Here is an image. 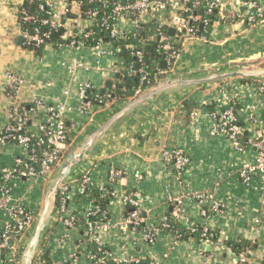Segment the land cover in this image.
Here are the masks:
<instances>
[{"label": "crops", "instance_id": "obj_1", "mask_svg": "<svg viewBox=\"0 0 264 264\" xmlns=\"http://www.w3.org/2000/svg\"><path fill=\"white\" fill-rule=\"evenodd\" d=\"M23 1L0 0V132L10 114L12 100L7 86L8 74H13L23 79L13 94L18 101L31 105L40 99L49 104L65 103L69 108L66 127L70 126L71 138L67 142L66 156L75 152L132 99L119 97L109 107L92 106L82 111L80 85L88 82L95 89H116L121 78L133 72L124 70L126 61L116 56L107 42L90 46L50 43L37 52L25 45L23 37L18 42L22 35L17 11ZM43 1L59 15L66 36L89 27V20L76 14L62 19L65 0ZM249 1L224 0L223 9L215 12V18L204 27L201 35L205 41L182 40L172 66L167 68L166 62V69L160 70L163 75L160 80L186 79L236 68L264 69V20L250 26L236 16L248 12ZM255 1L264 13V0ZM115 27L127 34L135 28L128 17L118 20ZM248 77L254 78L247 81L243 80L245 77L236 76L204 84L174 86L132 107L92 140L64 181L76 183L81 174L88 171L95 182L104 184L111 166L122 168L124 177L115 184V194L107 204L112 222L119 221L126 213V207L119 202L125 190L135 189L141 193L140 210L146 225H158L171 215L169 197L183 195L186 198L181 213L175 218L178 227L160 230L152 243L143 239L141 228L101 230L99 236L118 259L137 255L156 264H233L238 254L231 245L242 240L248 246L243 248L247 255L245 264H263L264 191L259 177H252L249 185H244L237 172L240 166L255 160V150L250 144L246 146V139H239L243 148L238 149L227 136L209 134L210 114L225 102L237 105V117L249 139L264 132V75ZM108 80L110 87L105 86ZM185 99L194 102V114L178 111ZM251 109L258 122L249 119ZM29 119L28 128L35 131L41 115L31 112ZM174 147L182 148L189 159L181 174L169 167L164 157V153ZM21 153L22 148L15 143H0V164L12 166ZM135 173H140L142 179L137 180ZM38 184L23 179L7 197L0 198L3 205L0 225L8 219L7 207L22 201L35 215V227L47 187V183ZM197 194L205 197L203 207L191 197ZM212 203H220L219 212L209 210ZM90 205V201H81L70 202L67 207L68 211L84 215ZM202 209L206 210V215L201 214ZM196 224L216 230V236L209 241L189 236L187 229ZM82 225L83 222L66 228L53 214L43 232L47 238L39 243L42 250L44 244L47 246L49 264L90 263L86 253L79 250ZM179 227L185 230L180 232ZM4 264H21V258L14 263L7 255Z\"/></svg>", "mask_w": 264, "mask_h": 264}, {"label": "built area", "instance_id": "obj_2", "mask_svg": "<svg viewBox=\"0 0 264 264\" xmlns=\"http://www.w3.org/2000/svg\"><path fill=\"white\" fill-rule=\"evenodd\" d=\"M83 0H65L66 7L65 13L71 12L81 17L80 4ZM91 1V0H89ZM98 1L103 4H107L108 0H92ZM48 6L47 4H45ZM45 5L40 4L39 9L44 10ZM224 7V0H123L122 2H115L112 7V19L118 21L120 19H131L134 29L129 34L135 35V30L141 27L148 21L159 20L160 24L166 28L174 29V37L178 41L185 39H196L199 41H205L204 35L198 34V25L203 23L206 25L209 22V15L215 12L221 11ZM249 8L246 13H238L236 16L240 19H244L248 25L255 26L257 23L264 20V13L258 6L255 0H251L247 3ZM48 16L39 20V25L34 26L32 31L27 29L21 30V35L25 39V45L27 47H40L48 44L51 37V30L49 28L61 27L63 24L59 15L51 10L48 6L46 9ZM203 11L207 17L202 22L197 23V16L194 15L196 11ZM89 17V27L79 33H67L61 36L66 44L78 45L79 38L87 39L92 34L91 27L94 25V20L97 15V9H88L83 12ZM131 16V17H129ZM111 16L103 18V22L107 24L108 19ZM26 19H35L31 16H26ZM191 21L196 22L194 24ZM43 26H48V29H43ZM110 35L113 38L125 39L127 33L118 31L115 26L112 27ZM167 36L162 30L158 31L156 38L153 36L148 37L147 41L155 40L159 43V46L164 51H168V55L165 59L169 65L171 58L177 57V51L172 50L173 46ZM101 42V41H99ZM145 42H137L136 44L127 43L125 46L128 51L133 55L137 63L139 64L137 72L140 74V83L146 80L147 70L143 66L144 56L143 48ZM167 53V52H166ZM172 66V65H171ZM170 66V67H171ZM171 70V69H169ZM9 89L8 96L11 98L10 114L9 118L0 132V143L11 142L19 145L22 148V153L16 157L12 166H5L0 164V198H5L10 194L11 189L18 186L19 182L25 179L28 183L46 184L51 179V176L56 169L57 165L65 157L67 149L66 141V119L69 108L65 103H53L49 104L40 99H36L33 104L28 105L24 102L18 101L13 94H15V88L19 86L23 79L13 74H8ZM93 88L90 83L85 82L79 87V98L81 100L80 108L82 111H88L91 108V101L88 99V91ZM145 88H134L133 97L141 94L145 91ZM13 91V92H12ZM11 92V93H10ZM95 99H98L99 103H103L105 107L111 106L115 102V98L110 92L105 93L103 99H99L97 95ZM235 103L225 102L220 104L218 110L212 111L211 128L209 134L211 135H224L230 138L235 147L238 149L243 148V145L239 141V136L245 131L243 126L238 123L237 108ZM31 112H35L41 115L36 130L32 131L28 128L29 115ZM192 114L194 112L192 111ZM254 115L252 109L249 112V119L253 122H258V119ZM250 144L255 150V160L252 163H247L240 166L237 170L238 176L242 184L249 185L252 177H259L260 188L264 191V132H258L253 138L248 139ZM165 160L169 167L181 174L183 170L188 166L189 159L184 153V150L179 147L169 149L164 153ZM125 171L120 167L111 166L108 171V180L104 184H99L93 180L90 172L85 171L79 177V191L85 192L87 189H97L98 199H106L107 204L111 203L115 194L114 186L124 177ZM137 180L142 179L140 173L134 174ZM68 182H61L59 192V205L55 207L53 214L55 213L65 225L66 228L76 227V216L74 213L68 211L67 203L70 199L68 193ZM198 203L203 207L205 197L202 194L192 195ZM183 195H176L169 197V203L172 207L171 217L173 219L182 211L183 203L185 202ZM89 209L84 211V222L82 225V239L79 242V250L85 252L87 258L90 260L89 264H137L140 261L145 260V257L137 255H128L122 259H118L113 253L106 248L105 243L99 236L101 230H106L111 227H116L118 230H122L125 227L141 228L143 239L152 243L157 233L164 229L170 228L168 218L162 220L158 225H146L142 213L140 210L141 193L137 190H125L120 194L119 202H121L129 210L122 216L117 222H112L110 216L108 217L105 210H101L99 205L94 204L92 200ZM107 206V205H106ZM3 207L0 204V209ZM221 209L220 203H212L209 210L212 212H219ZM8 219L0 225V264H4L6 256L10 255L11 260L16 263L21 258L26 243L32 233V229L35 224V215L22 203V201H15L12 205L7 207ZM202 215H206V210H201ZM90 216H99V219L89 220ZM82 223V222H81ZM201 225V224H198ZM193 225L189 228L191 232L198 229V226ZM201 230V240H211L212 232L203 225ZM66 235H64L65 237ZM63 237V238H64ZM45 234L41 240L46 239ZM94 245L96 251L89 250V246ZM42 248H38L35 257L38 255L41 257ZM148 264H156L153 260L146 259ZM247 261V255L245 251H241L236 256L233 264H245ZM264 264V254H263Z\"/></svg>", "mask_w": 264, "mask_h": 264}, {"label": "trees", "instance_id": "obj_3", "mask_svg": "<svg viewBox=\"0 0 264 264\" xmlns=\"http://www.w3.org/2000/svg\"><path fill=\"white\" fill-rule=\"evenodd\" d=\"M115 2H122L123 0H108L107 4H103L100 3L98 1H89V0H83L82 3L80 4V10L82 12L81 17L85 18V19H89V17L84 14L83 12H85L88 9H97V15L95 17L94 20V25L91 27V32L92 34L90 35L89 38L87 39H83V38H79L78 42L83 44V45H95L97 44L99 41L101 42H107L111 45V48L113 50V52L115 53L116 56L118 57H122L126 62V69H124L125 71H132L133 73L131 75H126L121 78V81L119 82V84L117 85V88L114 89H95V88H91L87 93H88V99L91 101V107L92 106H96V107H104L103 103H99L98 99H95V97L98 95L99 99H103L105 97V93L106 92H110L113 97L115 98H119V97H133V93H134V88H138L139 86L145 89H148L150 87H152L153 85H155L160 78H162V74L161 73V69L159 68V62L162 59H166L167 55H168V51H164L162 50V48L159 46V43L156 41V39L151 40V41H147L148 37L153 36V38H156L158 31L162 30L167 36H169V41L171 43V45L173 46L172 50L177 51V54L180 51V46L182 45L181 41H178V39H176L174 36H171V34H169L168 32V28H166L165 26H163L162 24H160L159 20H152V21H148L145 24H143V27L140 29L137 28L135 30V35L132 36V34H128L127 37L125 39H118V38H113L110 35V31L112 29L113 26L116 25V20L112 19V7L113 4ZM45 5L43 0H24L23 3L18 7V11H17V17H18V22L20 24V28L21 30L27 29L28 31H32V29L34 28V26H38L39 25V20L41 18H44L46 16H48L46 14V9H48V6H46V8L44 10H40L39 9V5ZM194 15L197 16L196 22L200 23L202 22V20L204 18H206L207 16L204 15L203 11L198 10L196 11V13H194ZM26 16H31L36 18L35 19H24ZM75 15H73V13L71 12H67L65 13V15H63L62 19L66 20L67 18H72ZM111 16L108 19L107 24L105 22H103V18ZM216 15H214V13L212 15H209V17H207L209 19V21H212L215 18ZM131 17V16H129ZM191 21L192 24L196 23ZM209 24V23H208ZM204 27H206L203 23H200L198 25V34H203L204 32ZM43 29L47 30L48 26H43ZM51 30V37H50V41L48 44H53V45H58L61 43H67V40H63V38L61 37L64 33V27H57V28H49ZM145 42L146 45L143 48V56H144V63L143 66L146 68L147 70V76H146V80H144L142 83H140V74L137 72L138 66L139 64L137 63L136 58L131 55V53L128 51V49L126 48V44L127 43H132V44H136L137 42ZM46 45V44H45ZM43 46V45H42ZM42 46L40 47H32L29 46L28 48L35 50L36 52L40 50V48H42ZM147 46H149V49H147ZM167 52V53H166ZM174 59L171 58L169 61V65H167V68H170V66L173 64ZM254 77H245L243 78V80H252ZM256 78V77H255ZM257 80V79H256ZM194 102L192 100H188L185 99L180 107L178 108V111L180 113L185 112V111H192L194 108ZM237 108V105L236 107ZM240 123V122H238ZM67 132H66V141L69 142L70 138H71V130H70V126L66 128ZM243 137V138H242ZM240 140H245L246 139V146L248 145V135L247 132L243 133L242 135L239 136ZM0 179H1V175H0ZM69 190L68 193L70 194V199L67 203V206H69V203H77V202H83V201H88V200H92L94 204L99 205V207L101 208V210H105L107 216L109 217L110 214L107 210V200L106 199H98V190L97 189H87L85 192L81 193L79 191V182L76 183H71L69 184ZM59 192L56 195V199H55V207H57L59 205ZM73 201V202H72ZM68 208V207H67ZM129 209L126 208L125 212H127ZM72 213H74V215L76 216V220L75 223L79 224L81 222H84V217L83 214H81L80 212L77 211H70ZM89 220L92 219H99V216H90L88 217ZM168 222L170 224V228L169 229H176L178 227L176 220L173 219L171 216L168 217ZM198 229L194 232H191L189 229L188 230V235L192 236L194 238H196L197 240H201L202 236H201V230H202V226L198 225L197 226ZM185 230V228H180L179 227V231L183 232ZM210 232H212V236L211 239L213 237L216 236L215 232L216 230L213 229H209ZM47 244V241H46ZM46 245L44 244V250L41 253V257L40 256H36L33 260L32 264H49L50 258L47 254V250L46 249ZM244 247H248L246 245V243L242 240L241 242H236L233 243L231 245V248L233 250V252L235 254H238L239 252L243 251ZM107 248V247H106ZM89 250L90 251H96L95 246L94 245H90L89 246ZM137 264H148V261L142 260L140 261V263Z\"/></svg>", "mask_w": 264, "mask_h": 264}, {"label": "water", "instance_id": "obj_4", "mask_svg": "<svg viewBox=\"0 0 264 264\" xmlns=\"http://www.w3.org/2000/svg\"><path fill=\"white\" fill-rule=\"evenodd\" d=\"M174 31L173 28H169L168 32L171 34ZM22 40V36L18 37V42ZM149 49V46H147ZM160 69H166V61L164 59L159 62ZM264 75V69H253V70H244L240 68L232 69L230 71H224L214 74L202 75L198 77H191L186 79L180 78H172L166 77L160 81H158L152 87L146 89L141 94L132 97V99L119 111L114 113L108 121H106L101 127H99L96 131H94L85 141L81 144L75 152L69 153L66 155L59 165L57 166V171L54 172L51 176V179L47 183L45 196L43 199L42 210L39 214L38 220L32 231L26 246L21 255V264H32L39 248V243L41 242V238L43 232L47 225L49 224L51 217L53 216V210L55 205L56 195L58 193V189L60 183L63 182L71 173L72 168L77 164L78 161L81 160L83 154L86 149L92 142V140L101 134L106 128L110 127L114 122H116L120 117H122L129 109L134 106L140 105L153 99L159 93L166 91L177 85H196V84H204L213 81L222 80L229 77H248V76H261ZM106 87L111 86V81L108 80L105 84Z\"/></svg>", "mask_w": 264, "mask_h": 264}, {"label": "rangeland", "instance_id": "obj_5", "mask_svg": "<svg viewBox=\"0 0 264 264\" xmlns=\"http://www.w3.org/2000/svg\"><path fill=\"white\" fill-rule=\"evenodd\" d=\"M209 71H210V70H208L207 72H209ZM39 184H41V183H39ZM39 184H38V185H39Z\"/></svg>", "mask_w": 264, "mask_h": 264}]
</instances>
